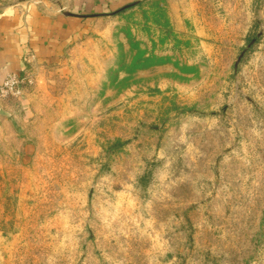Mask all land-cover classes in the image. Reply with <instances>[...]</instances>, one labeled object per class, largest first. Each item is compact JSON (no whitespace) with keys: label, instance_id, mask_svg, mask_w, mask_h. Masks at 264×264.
<instances>
[{"label":"rangeland","instance_id":"obj_1","mask_svg":"<svg viewBox=\"0 0 264 264\" xmlns=\"http://www.w3.org/2000/svg\"><path fill=\"white\" fill-rule=\"evenodd\" d=\"M2 8L0 264H264V0Z\"/></svg>","mask_w":264,"mask_h":264},{"label":"crops","instance_id":"obj_2","mask_svg":"<svg viewBox=\"0 0 264 264\" xmlns=\"http://www.w3.org/2000/svg\"><path fill=\"white\" fill-rule=\"evenodd\" d=\"M14 20L16 18L11 17L8 9L0 10V77L4 76L3 74L6 72L20 69L23 56L28 51L44 53L51 48L56 49L63 37L60 29L53 26L44 33H31L27 36V31L20 27L23 25L17 24V21ZM58 20L59 26L72 23L63 17H58ZM35 22H37V18L26 24V27H33ZM17 27L21 30L17 31Z\"/></svg>","mask_w":264,"mask_h":264},{"label":"built area","instance_id":"obj_3","mask_svg":"<svg viewBox=\"0 0 264 264\" xmlns=\"http://www.w3.org/2000/svg\"><path fill=\"white\" fill-rule=\"evenodd\" d=\"M10 77V76H9ZM19 83V80H18V78L16 77V76H12V77H10V79H9V81L7 82V83H5V87H9V86H11V87H13L14 85H16V84H18Z\"/></svg>","mask_w":264,"mask_h":264},{"label":"trees","instance_id":"obj_4","mask_svg":"<svg viewBox=\"0 0 264 264\" xmlns=\"http://www.w3.org/2000/svg\"><path fill=\"white\" fill-rule=\"evenodd\" d=\"M121 11H123V10H120V11H118V12H121Z\"/></svg>","mask_w":264,"mask_h":264}]
</instances>
